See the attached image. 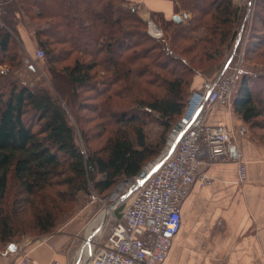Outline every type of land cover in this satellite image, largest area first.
Instances as JSON below:
<instances>
[{
  "label": "trees",
  "instance_id": "1",
  "mask_svg": "<svg viewBox=\"0 0 264 264\" xmlns=\"http://www.w3.org/2000/svg\"><path fill=\"white\" fill-rule=\"evenodd\" d=\"M172 1L175 13L188 11L192 17L177 22L152 14L169 45L149 35L147 20L136 9L122 8L128 0H0V69L22 65L19 25L27 17L44 24L36 36L51 74L50 88L33 89L0 71V244L24 238L29 223L51 234L56 214L80 194L91 188L105 194L122 179L139 176L159 155L146 125L159 123L167 132L183 118L198 70L193 62L223 56L241 19L233 0ZM261 17L257 12L255 20L264 27ZM252 31L245 55L264 56V31L258 32L257 24ZM97 69L108 74L99 83ZM66 82L69 92L62 89ZM85 89L106 97L100 116L111 122L106 127L112 125L106 144L88 151L79 145L69 117L72 97L77 100ZM233 110L243 122L264 129L259 120L264 75L242 77ZM30 210L34 216L28 222L24 217Z\"/></svg>",
  "mask_w": 264,
  "mask_h": 264
},
{
  "label": "crops",
  "instance_id": "2",
  "mask_svg": "<svg viewBox=\"0 0 264 264\" xmlns=\"http://www.w3.org/2000/svg\"><path fill=\"white\" fill-rule=\"evenodd\" d=\"M125 7L136 8L147 21L153 13L175 16L172 0H128ZM205 122L243 127L233 108L221 104L211 107ZM238 142L247 161V181L240 182L234 162L205 160L200 171L211 181L194 185L182 202L181 230L163 264H264V147L250 134ZM74 229L68 225L39 240L0 247V264H75L84 247Z\"/></svg>",
  "mask_w": 264,
  "mask_h": 264
},
{
  "label": "built area",
  "instance_id": "3",
  "mask_svg": "<svg viewBox=\"0 0 264 264\" xmlns=\"http://www.w3.org/2000/svg\"><path fill=\"white\" fill-rule=\"evenodd\" d=\"M245 1L250 10L254 0ZM36 56L43 58L44 50L38 49ZM236 83L237 76L232 73L205 83L204 91L196 94L182 118L173 144L145 180L136 177L133 189L122 196L130 201L114 219L106 242L83 245L75 264H163L181 230L182 202L194 185L203 187L211 181L207 172L200 171L205 160L232 161L240 182L247 181V161L238 142L245 128L207 124V115L203 114L206 106L230 105Z\"/></svg>",
  "mask_w": 264,
  "mask_h": 264
},
{
  "label": "rangeland",
  "instance_id": "4",
  "mask_svg": "<svg viewBox=\"0 0 264 264\" xmlns=\"http://www.w3.org/2000/svg\"><path fill=\"white\" fill-rule=\"evenodd\" d=\"M260 1L261 0H254L252 7L249 10L248 4H246L245 0H233V3L235 7L238 8L241 17L239 22L236 24L237 36L230 46L223 48V56L210 61L205 58H197L193 62L194 66L198 70L196 75L191 79L188 87L189 99L183 117L187 115L196 94L204 91L205 83L217 80L222 75L226 67L227 70L224 72L225 74L232 73L237 76V83L235 84L232 102L230 105H224L230 108H233V100L239 91L241 80L244 75L250 74L253 78L264 75V56H256L254 53L248 55L247 57L245 55L246 46L250 40L255 24H257L258 32L264 31L261 21L255 20L257 12L261 14V18H264V5H262ZM131 8L136 9L134 7ZM175 15H179L181 17V22H187V20L192 17V14L188 11H180L178 14L175 13ZM169 19L174 20V18ZM1 23L0 6V24ZM43 25L44 24H40L38 22H32L27 17L24 18V22L19 25L22 65L13 70L8 69L6 66H3L0 69L1 72H6L12 77L18 78L22 83L33 89L51 87V74L47 63V54H45V56L41 59L36 56L37 50L42 49L39 45L36 31ZM20 29L22 31H20ZM147 31L150 36L158 40H165V42L170 45L168 34L158 22L157 17H154L153 19L151 18L147 21ZM21 32H23V35H26L25 41ZM203 33L204 28H200L198 30V34L203 35ZM61 48L59 47V50ZM190 56H193V54ZM97 71L99 73V76H97L98 83L101 81L102 75H104L105 78L108 77V74L103 73L101 69H97ZM62 87L64 92H69L72 89L71 84L67 82L63 83ZM99 87L103 88L104 85L99 84ZM151 91L156 92L157 89L151 88ZM105 99L106 97H99L96 92L88 89L81 90L80 97L77 100L72 97V105L69 107L70 122L77 130V141L83 150L88 151V147L91 149L102 148L110 136L112 125L106 127L105 124L110 121L104 120L100 116V107L106 105ZM115 101L123 103V101L118 99H115ZM75 103L82 105L79 107ZM115 107L116 106H113L114 109ZM211 107L206 106L203 114L207 115ZM113 108H111L112 112L114 111ZM115 111L122 110L115 109ZM259 120H264V116ZM180 121H178L174 127L167 132L164 131V127H162L159 123L151 122L146 125L145 130L148 140L151 143L160 146L158 148H160L161 152L159 155L152 158L145 165L144 169L162 157L168 146L170 136ZM243 127L245 128V134L240 137L250 134V136L257 143L264 147V129L257 127L254 124H247L245 122H243ZM86 134L89 136V141L86 140ZM135 178L136 177L122 179L105 194H99L93 188H91L92 190L88 194H80L76 203H70L61 213L56 214V228L52 233L59 232L63 230L64 227L71 225L74 226V230L81 239L83 245H86L87 243H100V245H103L106 242L109 231L114 224V219L119 217L121 210H123V208H125L130 201L129 197L122 198V196L126 195L129 190L133 189L135 185ZM118 200H121L120 202H122L119 206H117ZM109 208L110 210H108ZM105 211L108 212V214L106 213L105 219L100 221V215ZM33 216L34 214L30 210L25 215L24 220L31 222ZM30 224L31 223L28 225L29 229L27 234H25V237L22 239H16L18 240L17 242H21L24 239H30L32 241L39 240L42 237L49 235L41 234L38 229L31 227ZM91 231L92 233L89 234ZM6 246L7 245L0 244L1 248Z\"/></svg>",
  "mask_w": 264,
  "mask_h": 264
},
{
  "label": "water",
  "instance_id": "5",
  "mask_svg": "<svg viewBox=\"0 0 264 264\" xmlns=\"http://www.w3.org/2000/svg\"><path fill=\"white\" fill-rule=\"evenodd\" d=\"M174 20L177 22H181V17L179 15H175L174 16ZM227 70V67L224 69L223 73ZM222 73V74H223ZM182 122V120L180 121V123ZM180 123L177 125V127L173 130V133L170 136L169 142H168V146L165 150V152L169 149V147L173 144V142L175 141V138L178 134V130L180 128ZM160 159V158H159ZM156 160L154 161L150 166L146 167L145 169H143V171L140 173L139 178L141 179V182H143L145 180V178L147 177L148 173L150 172L151 168L159 161ZM152 166V167H151ZM151 167V168H150ZM150 168V169H149Z\"/></svg>",
  "mask_w": 264,
  "mask_h": 264
},
{
  "label": "bare ground",
  "instance_id": "6",
  "mask_svg": "<svg viewBox=\"0 0 264 264\" xmlns=\"http://www.w3.org/2000/svg\"><path fill=\"white\" fill-rule=\"evenodd\" d=\"M152 165H153V164H152ZM151 167H152V166H151ZM151 167H150V168H151ZM150 168H149V169H150ZM108 210H110V208H109ZM108 210H107V211H108ZM106 213L108 214V212L105 211V212H103V213L100 215V218H99L100 221H101V220L103 221V220L105 219V217H106ZM96 221H97V220H96ZM95 223H96V222H95ZM95 225H97V224H95ZM91 229H92V228H91ZM90 233H92V231L89 232V234H90ZM86 250H87V249H86Z\"/></svg>",
  "mask_w": 264,
  "mask_h": 264
}]
</instances>
